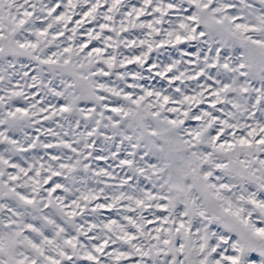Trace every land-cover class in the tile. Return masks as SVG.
<instances>
[{"label": "snow or ice", "instance_id": "snow-or-ice-1", "mask_svg": "<svg viewBox=\"0 0 264 264\" xmlns=\"http://www.w3.org/2000/svg\"><path fill=\"white\" fill-rule=\"evenodd\" d=\"M0 264H264V0H0Z\"/></svg>", "mask_w": 264, "mask_h": 264}]
</instances>
